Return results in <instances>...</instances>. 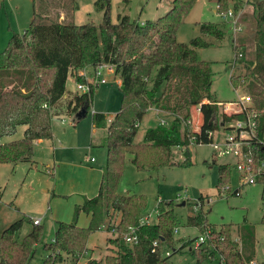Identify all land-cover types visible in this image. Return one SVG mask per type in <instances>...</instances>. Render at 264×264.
<instances>
[{
    "label": "trees",
    "instance_id": "obj_1",
    "mask_svg": "<svg viewBox=\"0 0 264 264\" xmlns=\"http://www.w3.org/2000/svg\"><path fill=\"white\" fill-rule=\"evenodd\" d=\"M196 1L171 0L169 10L153 21L141 23L122 15L113 23L109 0H96L95 5L104 10L102 20L97 24H76L69 19L77 8L74 0H31L32 17L28 26L21 32H12L0 51V163L31 160L34 140L52 137V117L62 111V99L63 110L74 114L75 121L87 114L97 86L89 82L87 92L67 93L70 73L76 82H83L86 79L78 71H93L98 64L107 63L114 66L113 79L120 81V103L113 117L107 120L104 113H91L96 127H106L107 153L98 192L92 197L84 196L74 206L72 221H55L52 240L42 245L46 253L42 264L78 262L88 250L91 234L102 229L112 212L118 215V220L107 228L115 235L106 239L107 247L112 245L110 252L100 260H88L87 264H172L170 255L185 246L184 241L173 249L177 220L172 201L159 199L156 221L141 223L146 196L122 195L118 193V185L128 155L137 170L156 171L172 165V149L182 147L184 160L180 164H189L190 145L208 144L209 132L219 129L220 121L241 116V113H219V101L210 91L211 64L199 59L197 53V48L211 45L206 37L223 38V28L212 22H199V35L188 42L176 38L179 25ZM54 6L66 9V15L61 16L60 11L52 9ZM237 8L230 0H215L218 15L229 9L236 14ZM253 11L254 57L245 61L241 74L230 75V82L233 88L245 87L250 107L257 111L256 136L251 138V148L256 160H260L264 158V0L256 2ZM234 49L243 50V45H235ZM236 51L235 60L242 54ZM64 94H67L65 98ZM194 106L199 107L198 132L186 124ZM151 108L171 120L168 125L158 123L147 128L141 141L135 142L138 125ZM20 126L23 127L21 138L3 141ZM229 180L230 164L218 165V192L238 194L240 186L232 190L225 187ZM256 183L264 186V173L257 176ZM80 213L89 216L86 226L76 222ZM260 222L264 224V206ZM24 223L30 228L22 234ZM187 224L206 235L203 249H191L197 264L206 259H219L221 264H251V256L245 253V236L249 240L250 232L243 236V228L239 227L240 239H233L232 223L216 228L207 222L201 208L187 216ZM130 229L134 230L137 242L127 246L124 235ZM41 235L42 225L25 216L5 228L0 227V264H29ZM153 241H157L155 246ZM168 248L172 253L165 255Z\"/></svg>",
    "mask_w": 264,
    "mask_h": 264
},
{
    "label": "rangeland",
    "instance_id": "obj_2",
    "mask_svg": "<svg viewBox=\"0 0 264 264\" xmlns=\"http://www.w3.org/2000/svg\"><path fill=\"white\" fill-rule=\"evenodd\" d=\"M74 1L77 4V8L69 16L71 21L76 24L87 22L97 24L102 20L104 10L95 5L96 0ZM258 1H230V4L238 7L236 15L239 14L237 16L240 29L237 31H234L230 23L223 20L216 13L215 0H197L190 13L177 29V40L188 42L191 38L200 34L197 26L199 22H212L219 24L223 28L225 32L223 38L206 37V40H209L211 45L197 48L199 59L209 61L211 64L210 91L219 102L236 101L240 96L247 95L245 87L238 86L233 88L230 82V75L241 74L244 71L243 64L245 61H249L254 57L252 33L255 24V14L253 10ZM170 7L171 0H109L110 19L113 23H117L122 15H128L130 19L137 22L153 21L165 14ZM53 8L55 11H60L61 16L66 15V9L64 10L62 7L57 6ZM31 17V0H0V51L4 49L11 33L24 30L28 26ZM239 44L243 45V50L236 51L234 46ZM235 51L237 53L242 51V54L236 60L234 59ZM86 71L87 76L91 77L92 71L87 69ZM105 71L107 73V82L97 85L88 112L78 123L74 119V114H68L66 110H62V113L65 114L63 124L67 129H73L72 123H76L78 143L85 142L87 138L86 133L89 132L91 127L92 112L104 113L108 119L113 117L118 110L121 92L112 79L113 75H110L107 70ZM73 80V78L68 79V90H76ZM63 105L65 106L64 103ZM221 108L219 106V113H221ZM160 116L162 117L160 113L156 115L154 110L148 111L138 125L134 141L140 142L147 128L161 123H156L161 118ZM199 118L195 120L197 123H199ZM170 120V117L168 119L164 118L162 124L168 125ZM222 124L220 121V130L217 131L218 136L224 130L232 128V124ZM22 131L23 127H18L14 135L3 138V141L21 138ZM97 131L99 133V130ZM96 132L93 136L96 135ZM59 134L62 133L59 131ZM71 141L74 142V140ZM182 149V147L173 148L170 158L173 164L162 166L156 171L137 170L130 161L131 155H128L124 172L118 185V192L145 195L147 204L143 214H150L149 220L151 222H155L157 218L155 207L158 200L172 201L178 228V233L174 236L173 249H177L185 241L183 243L185 246L180 251L172 253V249L168 248L172 253L169 257V261L172 264H197L196 257L191 252V249H193L197 237L204 235V233L200 232L197 227L188 225L187 216L195 214L199 208L205 213L207 222L216 228L226 223H232L231 237L233 239H240V235L237 233L239 227L243 228V236L250 232L251 237L249 240L245 236V241H247L245 253L251 256L253 260L251 264H264V224L260 222L264 206V186L260 183H247L240 186L239 174L233 166H230V180L226 185L230 187V190L240 186L239 193L233 195L226 191L218 192V165L224 163L226 157H215L209 144L190 145L189 164L181 165L180 162L184 160ZM101 151V148H96L89 155L100 160L102 157ZM80 159L85 161L84 158ZM28 164L29 162H20L19 165L0 163V227L5 228L22 216L34 217L35 215H43L41 239L36 244L34 258L29 263L42 264L45 253L42 245L45 242H49L54 236L53 222L50 220V207H52V204L56 206L59 202L70 201L72 198L56 196L52 199L50 192L45 195L40 189L48 187L54 177L50 172H47L46 167H43L42 163H34L33 168L30 170L28 169ZM199 204H201L200 207L198 206ZM117 220L118 215L112 212L103 222L102 230H97L91 234L87 248L89 255L92 253L94 260H100L107 252H110L108 250H110L109 248L112 245L107 247L106 239L115 235L107 228H111ZM29 228L30 225L24 223L21 233H26ZM246 228L251 230L247 231ZM126 245L130 246L129 243ZM241 245L242 243L238 244L239 249H241ZM205 246L206 242H203L197 248L201 250ZM83 262L81 261L82 264ZM70 264H74V262L72 261ZM200 264H221V262L219 259H206Z\"/></svg>",
    "mask_w": 264,
    "mask_h": 264
},
{
    "label": "crops",
    "instance_id": "obj_3",
    "mask_svg": "<svg viewBox=\"0 0 264 264\" xmlns=\"http://www.w3.org/2000/svg\"><path fill=\"white\" fill-rule=\"evenodd\" d=\"M231 1V0H230ZM239 15V14H237ZM68 81V80H67ZM119 80L117 79L115 83L119 87ZM67 88V82H66ZM73 92L74 90H68L67 93ZM67 94H64L63 98ZM64 99L60 101V110H63ZM160 113L161 118L158 119V122L166 119L167 115L151 108L148 111H153ZM146 115V114H145ZM144 115V116H145ZM65 114L60 111V113L53 115L52 117V137L50 139H41L37 138L33 143V154L31 160L29 161L28 169L33 168L34 163H42L43 167L51 170V175L54 177L48 187H42L40 190L48 195L51 193L52 199L56 196L61 197H70V201H61L56 206L52 204L50 207V220L53 222V230H55V221H72V213L74 206L78 203H81L83 197H92L98 192V188L102 176V168L106 160V127H96L91 118V127L88 133H86L87 138L85 142H77V128L75 124L72 123L73 129L70 130L65 127L64 123ZM70 117V115H68ZM62 118V119H61ZM71 118V117H70ZM112 118V117H111ZM144 118V117H143ZM142 118V119H143ZM108 118L107 120H109ZM80 120V119H79ZM78 120V121H79ZM77 121V123H78ZM142 121V120H141ZM140 121V122H141ZM140 124V123H139ZM64 125V126H63ZM156 125V124H155ZM153 125V126H155ZM151 126V127H153ZM99 130V133L98 131ZM60 133L62 134H59ZM97 131V132H96ZM96 135L93 136V134ZM66 136V138L64 137ZM71 140H74L71 141ZM95 147V148H93ZM101 148L102 157L100 160H97L96 157L89 155L94 149ZM84 158L85 161H82ZM93 158V160H91ZM19 165V163L15 164ZM32 171V170H31ZM50 190V191H49ZM119 193V192H118ZM122 194V193H120ZM131 193H125L122 195H129ZM63 200V199H62ZM53 202V200H51ZM63 204V206H62ZM45 215V213H44ZM150 214L144 215L149 220ZM32 221L34 219H40V224L44 221L43 215H35L34 217H29ZM78 225L86 226L89 222V216L85 213H80L76 220ZM103 227V225H102ZM102 230V229H101ZM178 233V230H177ZM176 234V233H175ZM52 238L50 239V241ZM46 253H44L43 258ZM88 256V257H87ZM94 259L92 253L87 250L85 256H83L76 264H83L89 260ZM43 261V260H42ZM253 263V260L251 261ZM75 264V263H74Z\"/></svg>",
    "mask_w": 264,
    "mask_h": 264
},
{
    "label": "built area",
    "instance_id": "obj_4",
    "mask_svg": "<svg viewBox=\"0 0 264 264\" xmlns=\"http://www.w3.org/2000/svg\"><path fill=\"white\" fill-rule=\"evenodd\" d=\"M220 16L223 20L230 23V26L234 31L240 29L238 16L231 9L223 14H220ZM240 55L241 54L239 53L238 56ZM105 70H107L110 75L114 74V66L112 64L100 63L92 71L91 77L87 76V72L85 70L77 72V74L83 76L86 81L76 82L75 76L72 73L68 75V79L73 78L76 86V91L84 93L89 90V82H92L95 87L98 84L107 82V73ZM113 80L116 81L117 79ZM205 101L207 102L208 99H205ZM218 105L222 107V113H241V116L232 119V123L231 121H222L223 124H232V128L229 130H224L223 132H221L222 134H220V136L217 135V131L220 130V127L213 132H209L211 141L208 144L210 145L215 157H226V161L224 163H228L230 164V166H233V168H235V170L239 174L240 186L247 183H256L257 176L264 173V158L256 160L257 158H255V156L253 155V151L251 148V138L256 136L257 124L254 118L257 115V111L256 109L250 107L251 102L248 94L246 96H240L236 101H230L226 103L218 102ZM197 118H199V107L194 106L191 108V115L190 118L186 121V124L190 126L191 130L196 132H198L200 129L199 123L195 121ZM162 121L164 122V120H161V124ZM262 142L264 144V139L262 140ZM91 160H93V158H91ZM46 170L47 172L51 173L50 169ZM225 187L228 186L226 185ZM33 223L40 224V219H34ZM141 223L150 222L148 221L147 217L143 216L141 219ZM177 230L178 228L176 227L174 229V233H177ZM124 240L129 244L137 242V237L134 234L133 229H130L129 233L124 235ZM203 242H206L205 234L199 235L197 237L193 248H197L198 245L202 244ZM156 244L157 241H153V246H155ZM170 253L171 252L169 250L164 252L165 255H169Z\"/></svg>",
    "mask_w": 264,
    "mask_h": 264
},
{
    "label": "water",
    "instance_id": "obj_5",
    "mask_svg": "<svg viewBox=\"0 0 264 264\" xmlns=\"http://www.w3.org/2000/svg\"><path fill=\"white\" fill-rule=\"evenodd\" d=\"M259 1H262V0H259ZM184 203V202H183Z\"/></svg>",
    "mask_w": 264,
    "mask_h": 264
}]
</instances>
